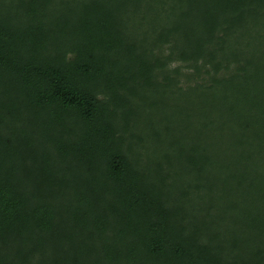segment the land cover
<instances>
[{
    "label": "trees",
    "instance_id": "16d2710c",
    "mask_svg": "<svg viewBox=\"0 0 264 264\" xmlns=\"http://www.w3.org/2000/svg\"><path fill=\"white\" fill-rule=\"evenodd\" d=\"M0 264H264V0H0Z\"/></svg>",
    "mask_w": 264,
    "mask_h": 264
},
{
    "label": "rangeland",
    "instance_id": "374dc122",
    "mask_svg": "<svg viewBox=\"0 0 264 264\" xmlns=\"http://www.w3.org/2000/svg\"><path fill=\"white\" fill-rule=\"evenodd\" d=\"M103 96H104L103 94H99L98 95L99 98H103Z\"/></svg>",
    "mask_w": 264,
    "mask_h": 264
}]
</instances>
